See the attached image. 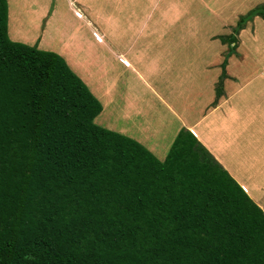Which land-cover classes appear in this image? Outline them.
<instances>
[{
	"label": "trees",
	"instance_id": "trees-1",
	"mask_svg": "<svg viewBox=\"0 0 264 264\" xmlns=\"http://www.w3.org/2000/svg\"><path fill=\"white\" fill-rule=\"evenodd\" d=\"M7 20L0 0V264H264L263 210L189 130L160 160L96 124L85 82Z\"/></svg>",
	"mask_w": 264,
	"mask_h": 264
},
{
	"label": "crops",
	"instance_id": "crops-1",
	"mask_svg": "<svg viewBox=\"0 0 264 264\" xmlns=\"http://www.w3.org/2000/svg\"><path fill=\"white\" fill-rule=\"evenodd\" d=\"M15 1L16 5L7 0L10 39L61 55L100 101L102 110L95 121L99 117L101 126H113L114 131L137 140L161 158L178 131L189 130L264 212V56L253 59L243 45L257 47L259 33L243 42L240 38L247 27L252 30V21L233 32L237 35L235 49L213 39L212 33L206 41L201 39L202 46L218 42L224 52H212L205 60L203 47L197 52L199 57L192 54L193 38H187L188 28L181 21L185 7L178 0H69L82 22L74 15L67 18L54 0ZM15 9L24 13L28 28L35 29L33 37L12 35ZM101 19L113 22L114 32L110 30L108 37L96 26ZM84 24L93 26L94 37L106 40L109 53L101 56L91 49ZM176 26L178 32L173 33ZM124 33L127 38L120 39ZM63 45L71 48L66 52ZM91 71L100 72L104 82L100 89L99 80L90 79L94 76Z\"/></svg>",
	"mask_w": 264,
	"mask_h": 264
},
{
	"label": "rangeland",
	"instance_id": "rangeland-1",
	"mask_svg": "<svg viewBox=\"0 0 264 264\" xmlns=\"http://www.w3.org/2000/svg\"><path fill=\"white\" fill-rule=\"evenodd\" d=\"M157 1L159 2L162 0H157ZM57 2L59 3L58 8L65 10L64 12H65L67 18L70 15H74L75 18H77L78 20H81V22L83 21V19H80V17H77L73 13V11L70 8L71 5L69 4V0H54V4H57ZM178 2H180L181 5H183L185 7V12H183V18L181 21L188 28L187 38H189V39L193 38V42H194L193 45L194 46H192V48H193L192 54L199 57V53H197V52L198 51L200 52L201 48L203 47L202 56L205 60L209 59L210 54H212V52H213V54H218L220 52L223 55H224V52H221L222 46L218 42L208 41V43L206 42L205 45L202 46L199 43L201 39L206 41L208 38V34H211V33H212L211 37L213 39H215V38L218 39L219 38L218 35H225L227 33L232 34L235 30V27L238 25L241 16L245 15L250 9H252V8H254L260 4H264V0H178ZM13 3L16 5L15 0H13ZM52 7H53V4H52V2L49 1V4H48L49 10L48 11H51ZM78 11L81 14H83L82 10H78ZM22 13H23L22 11L19 12L16 9L12 11V13H11V15H12L11 33L15 37H17V34L21 33L20 35H22L24 38L25 37L31 38L34 36L35 29L28 28V26L24 22V13L23 14ZM84 16H88V15L84 14ZM113 17H115V16H113ZM249 21H252V23H251L252 30H251V28L247 27L245 32L242 33V36L240 38L242 39V42H243V39H246L247 37H251L252 33H255V32L259 33V37H260L261 41L259 42L257 47L252 46V48H251L246 43H243V45L246 46L245 51L248 53V55L251 56L253 59L259 60L261 58V56H264V18L259 16V15H255V16L253 15V17H250V19H248L246 22H244V23L242 22V26H246ZM70 22H71V20H70ZM73 22L80 25V23L77 21H73ZM95 23L97 24V25L96 24L95 25L98 27V30H100L101 33L104 32L105 36H107V37L111 35V34H109L110 30L112 32H114L112 25H110L113 22L108 24L107 21L101 19V20H97ZM71 24H73V23L71 22ZM84 26H85L84 32L86 34V37H90L91 49H93V51L95 53H97L101 56L104 55L105 52L109 53V51L106 48L107 47V44L105 43L106 40L104 39V42H101L98 37L96 40L92 34L93 26L89 27L85 24H84ZM174 32H178L177 26L173 28V33ZM68 34H69V32H68ZM119 38L120 39H126L127 36L124 33ZM131 38L134 39V37H131ZM196 40H198V41H196ZM136 42H140V40H136ZM222 44H224V43H222ZM226 44H227V46H225V47H229L230 43L228 42ZM232 44L234 45V42H232ZM52 45H53V43H52ZM89 46H90V44H89ZM237 46H238V44L235 43V47H237ZM68 48H71V47H65V45L62 46V49L66 52H67ZM259 54H260V56H259ZM69 56H70V59H72V60L75 59L74 58L75 54H74V57H72V55H69ZM117 62H119V61H117ZM91 63L93 64V60ZM179 63H180V61L178 62V64ZM114 65L115 66L117 65L116 68H119V66H120L116 62H114ZM250 67L253 68V65H250ZM91 72H92V74H94V76H90V79H93V81H96V79L99 80L100 83L97 84V88L100 89L101 86L104 84V82L101 81L103 78L101 77L100 72L99 71H91ZM90 79L87 80V82H88L89 86L92 87L93 82ZM172 79L174 80V82L176 84H178L177 77L173 76ZM92 94L94 95V93H92ZM217 99H218V97H215L213 104L217 102ZM94 122L96 124L100 125L99 117L96 119V121L94 119ZM166 122H167V120H166ZM175 122H176V120L172 118V125H174ZM112 125H114V120H112ZM102 126L105 128L114 130L113 126H111L109 124L105 123ZM169 129H171V128H169ZM166 147H167L166 149H168V147H170V146H166ZM155 155L160 160L164 159L163 157L161 158L157 154H155Z\"/></svg>",
	"mask_w": 264,
	"mask_h": 264
},
{
	"label": "clouds",
	"instance_id": "clouds-1",
	"mask_svg": "<svg viewBox=\"0 0 264 264\" xmlns=\"http://www.w3.org/2000/svg\"><path fill=\"white\" fill-rule=\"evenodd\" d=\"M95 39L97 40V36L95 35Z\"/></svg>",
	"mask_w": 264,
	"mask_h": 264
}]
</instances>
